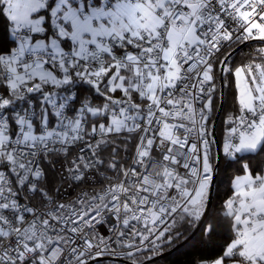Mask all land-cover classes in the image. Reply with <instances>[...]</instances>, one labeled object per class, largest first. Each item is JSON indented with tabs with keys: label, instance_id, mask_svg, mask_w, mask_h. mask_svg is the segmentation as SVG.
<instances>
[{
	"label": "snow or ice",
	"instance_id": "6c2138e0",
	"mask_svg": "<svg viewBox=\"0 0 264 264\" xmlns=\"http://www.w3.org/2000/svg\"><path fill=\"white\" fill-rule=\"evenodd\" d=\"M0 264H264V0H0Z\"/></svg>",
	"mask_w": 264,
	"mask_h": 264
},
{
	"label": "trees",
	"instance_id": "16d2710c",
	"mask_svg": "<svg viewBox=\"0 0 264 264\" xmlns=\"http://www.w3.org/2000/svg\"><path fill=\"white\" fill-rule=\"evenodd\" d=\"M173 258H175V257H173Z\"/></svg>",
	"mask_w": 264,
	"mask_h": 264
}]
</instances>
